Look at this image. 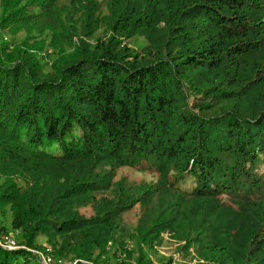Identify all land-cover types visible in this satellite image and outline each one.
Listing matches in <instances>:
<instances>
[{"label": "trees", "instance_id": "1", "mask_svg": "<svg viewBox=\"0 0 264 264\" xmlns=\"http://www.w3.org/2000/svg\"><path fill=\"white\" fill-rule=\"evenodd\" d=\"M103 4L0 0V264H264V0Z\"/></svg>", "mask_w": 264, "mask_h": 264}, {"label": "rangeland", "instance_id": "2", "mask_svg": "<svg viewBox=\"0 0 264 264\" xmlns=\"http://www.w3.org/2000/svg\"><path fill=\"white\" fill-rule=\"evenodd\" d=\"M98 1H100L102 3V7H101L102 13H105V6L103 4L104 0H98ZM98 29L99 30L97 32H95L98 34V36H99L98 38L103 37L105 35H108V33H106L107 29H105V26L100 25ZM17 33H25V32L18 31ZM125 43L128 44V42H125ZM130 45L132 47L131 42H130ZM119 179L120 180L124 179V181H126L127 183H130V182L139 183L141 181L151 182V181L155 180L154 175H152L150 173H144V172L137 171V170H134V169H131L128 167L118 168L116 170L113 180L116 182ZM139 209H140L139 205H135L129 211H127L123 214V221L125 222V224L129 228H134L136 226ZM81 211L86 216H89L92 213V211L89 207L82 208ZM16 234L17 233L15 231H9L7 235H9L8 236L9 238L15 239ZM36 242H37V245L39 246V249H40V251H38V252H42V255L43 256L45 255L47 257V259H49V260L51 259V262H53L54 264H76L75 257L73 256V253L71 252L70 248H67V249L64 248V250H66V252L60 254V255H62V257L61 256H55L58 254V250H59L58 246H53L51 243H49L45 239H41L40 237L37 238ZM58 242H59V244L64 243L65 245H69L71 243V240L69 237H67L65 239L60 238L58 240ZM158 251H159V253H161L165 256L175 255L177 257L175 246L170 241V238L168 236L165 237V242L163 245H161L158 248ZM123 259L124 258H122V260ZM86 263L92 264V262H89L88 260L86 261ZM118 264H122V263L119 261Z\"/></svg>", "mask_w": 264, "mask_h": 264}, {"label": "built area", "instance_id": "3", "mask_svg": "<svg viewBox=\"0 0 264 264\" xmlns=\"http://www.w3.org/2000/svg\"><path fill=\"white\" fill-rule=\"evenodd\" d=\"M9 235H1L0 239L3 241V243L7 246H9L8 244H12V243H15L14 239L13 238H9L8 237ZM42 258L44 260V262L46 264H54L53 262H51V259H47V257L44 255H42Z\"/></svg>", "mask_w": 264, "mask_h": 264}, {"label": "bare ground", "instance_id": "4", "mask_svg": "<svg viewBox=\"0 0 264 264\" xmlns=\"http://www.w3.org/2000/svg\"><path fill=\"white\" fill-rule=\"evenodd\" d=\"M9 245V247H11V246H14V243H12V244H8Z\"/></svg>", "mask_w": 264, "mask_h": 264}]
</instances>
